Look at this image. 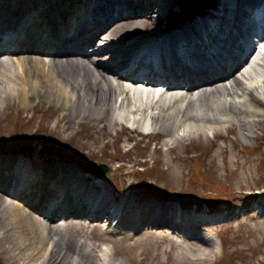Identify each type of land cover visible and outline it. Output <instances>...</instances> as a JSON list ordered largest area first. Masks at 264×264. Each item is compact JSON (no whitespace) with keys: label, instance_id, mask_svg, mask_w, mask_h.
Here are the masks:
<instances>
[{"label":"bare ground","instance_id":"obj_1","mask_svg":"<svg viewBox=\"0 0 264 264\" xmlns=\"http://www.w3.org/2000/svg\"><path fill=\"white\" fill-rule=\"evenodd\" d=\"M239 1L238 8L253 3L223 0L221 9L209 14L215 18L211 29L195 38L200 32L197 22H186L170 34L160 26L162 17L168 19L163 9L168 10L173 0H0V38L4 37L0 44V103L8 102L3 112L10 110L14 101L28 110L30 102L35 100L34 109L43 99L53 107L54 130L59 128L58 133L66 134L68 140L73 128L90 122L88 155L92 157L93 146L117 126H131L132 136L142 133L160 141L173 131H183L174 137L169 151L232 122L240 125L243 133L262 129L264 47L249 61L230 46L233 57H220L219 69L200 62L219 51L221 35L239 38L228 26L242 23L243 10L227 20L228 7ZM189 36H195L201 52L190 51V43L183 41L184 57L190 54L196 59L184 66L175 44L176 39ZM152 45V51H144ZM164 49L171 52L169 60H164ZM130 59L135 62L131 66ZM152 60L159 62L158 67L149 63ZM151 72L150 88L143 90L141 77ZM144 128L152 132H144ZM109 144L104 142L101 147ZM159 144V154L169 156L160 162L181 170L180 155L170 157ZM232 146L237 147V142ZM34 158L36 155L28 153L19 158L0 154V244L11 259L28 260L22 264H117L113 255L118 250L99 251L97 231L102 230V217L107 221L103 223L105 233L122 242L131 238L130 232H143L146 226L169 227L190 239L192 227L201 225L172 205H140L132 197L122 200V192H104L106 181L81 164L60 161L54 171L46 172L42 166L35 167ZM245 164L235 162L241 167ZM115 201L121 204L122 219L111 225L108 221ZM153 237L150 231L130 246L135 252ZM199 240L203 246L211 244ZM128 257L134 264L148 261L145 252L140 258Z\"/></svg>","mask_w":264,"mask_h":264},{"label":"rangeland","instance_id":"obj_2","mask_svg":"<svg viewBox=\"0 0 264 264\" xmlns=\"http://www.w3.org/2000/svg\"><path fill=\"white\" fill-rule=\"evenodd\" d=\"M174 2L179 7L173 9L168 17L171 19L160 20L161 27L169 22L180 25L202 20L195 17V11L202 12L208 6L204 13L211 14L213 9L209 8L214 7L217 0H202L199 8L192 10L181 7L184 0ZM236 4L240 5L241 1ZM6 104L0 103V154L3 156L19 158V150L27 145L32 150L31 155H36L35 167L42 166L46 172L54 171L60 161L82 166L86 162L104 164L111 170L104 185L110 194L122 192V200L132 197L140 205L163 203L176 208L181 205L187 212H203L204 224L192 227L196 237L191 234L190 239L178 231L173 233L169 227L150 229L146 226L143 232H130L131 238L122 242L113 234H106L102 222V230L97 231L99 251L118 250V254L113 255L117 264H134L128 256L140 258L141 252L148 255L146 264H264V128L243 133L240 125L232 122L227 125L233 124L230 127L210 130L192 138L191 143L186 141L177 151H169L175 143L174 137L183 131H173L160 141L142 133L132 136V129L117 126L109 129V137L93 146L95 156L92 157L88 155L92 145L90 122L73 128L68 140L66 134L58 133L59 128L54 130L53 107L43 99L34 109L35 100L30 102L28 110L14 101L11 109L3 112ZM104 142L110 143L108 148L101 147ZM236 142L235 148L232 144ZM159 143L163 153L170 157L180 155L181 170L160 162L161 158L166 161L169 156L159 154ZM238 160L246 164L235 165ZM144 162L147 167L143 166ZM31 204L34 203L28 205ZM24 207L30 209L27 205ZM206 213L212 214L210 219ZM62 222L63 219L58 224ZM94 224L89 231L94 229ZM150 231L154 237L144 248L134 252L130 246L133 240ZM198 237L212 245L203 246ZM108 238L113 242L106 241ZM6 251L0 244V264L28 261L13 260Z\"/></svg>","mask_w":264,"mask_h":264},{"label":"water","instance_id":"obj_3","mask_svg":"<svg viewBox=\"0 0 264 264\" xmlns=\"http://www.w3.org/2000/svg\"><path fill=\"white\" fill-rule=\"evenodd\" d=\"M31 148L30 147H27V148H23L22 150H21V152H28L29 154L31 153ZM106 168H100V170H99V173L102 175V176H104V177H107L108 175H110V172L108 171V173L106 174Z\"/></svg>","mask_w":264,"mask_h":264}]
</instances>
